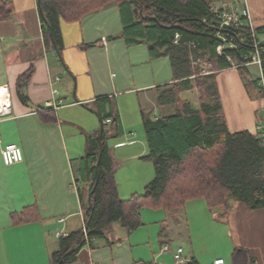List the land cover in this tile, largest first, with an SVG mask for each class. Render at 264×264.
Segmentation results:
<instances>
[{
    "label": "crops",
    "instance_id": "obj_1",
    "mask_svg": "<svg viewBox=\"0 0 264 264\" xmlns=\"http://www.w3.org/2000/svg\"><path fill=\"white\" fill-rule=\"evenodd\" d=\"M4 1L12 3L13 14L0 21V264H53L52 255L60 249L62 237L58 233L64 231L67 236L84 230L87 222L82 194L88 198L89 188L79 171L101 127L94 111L104 121L119 195L123 199L143 195L156 171L146 158L142 113L165 114L166 106L160 105L173 103L163 104L160 97L176 79L168 56L152 57L146 43L127 44L117 3L80 20L61 19L64 65L57 51L46 47L38 0ZM219 1L233 2L240 12L248 9L255 26L264 27V0ZM259 38L264 43V32ZM30 70L25 102L18 83ZM260 76L256 64L215 73L231 133H261ZM56 77L60 80L55 82ZM193 93L182 96L190 99ZM60 100L57 109L46 105ZM41 109L57 120L45 122ZM113 110L119 115L117 129L104 119ZM12 143L22 147L24 160L8 165L1 147ZM162 210L143 209L142 226L131 232L113 223L67 264H177L174 255L179 247L186 261L197 264H214L221 258L224 264H233L236 248L246 251L245 264H264V207L251 208L236 199L210 206L205 199L195 198L183 207L163 210L164 219ZM157 222L163 225L158 228ZM175 239L182 241L175 244Z\"/></svg>",
    "mask_w": 264,
    "mask_h": 264
},
{
    "label": "trees",
    "instance_id": "obj_2",
    "mask_svg": "<svg viewBox=\"0 0 264 264\" xmlns=\"http://www.w3.org/2000/svg\"><path fill=\"white\" fill-rule=\"evenodd\" d=\"M215 1L38 0L44 11V39L49 50L56 51L48 24L62 49V18L80 20L108 4L117 3L123 21L122 37L127 44L146 43L152 57L168 56L176 79L160 97L163 104H176L175 112L157 117L142 113L149 150L146 158L151 160L156 171L145 194H134L129 199L119 195L105 130L97 177L98 136L90 142L89 152L81 159L79 171V178L87 184L89 194L95 188L91 196L93 207L89 197L82 194L83 212L86 221L90 220L84 245L92 243L93 238L104 236L107 228L115 222L129 232L139 228L143 224L141 214L145 208L172 211L195 198L205 199L210 206L223 205L234 198L251 208L264 207V139L261 133L229 131L215 80L217 71L231 67L229 56L234 62H247L243 57L254 52V43L249 38L246 43L236 40V48L227 49L226 55H219L217 47L224 42L220 35L232 40L233 32L219 33L215 14L211 11ZM12 14V3L0 0V21L10 19ZM263 32L264 27L257 28L259 41V34ZM177 33L180 38L176 43ZM259 49L264 76V43L261 41ZM205 67L212 68L213 73L202 74ZM31 72L19 78L18 90L25 102V88ZM195 90L201 94L199 103L182 96L184 92L189 96ZM39 112L45 122L57 120L46 109ZM104 119H110L109 123L117 129V112L113 110L104 114ZM82 231L60 237V249L52 255L53 264L62 259V264H67L74 259L77 252L65 258L64 255L79 243ZM247 258L244 249L236 248L233 264H245ZM135 264L159 263L140 261ZM188 264L197 263L189 261Z\"/></svg>",
    "mask_w": 264,
    "mask_h": 264
},
{
    "label": "built area",
    "instance_id": "obj_3",
    "mask_svg": "<svg viewBox=\"0 0 264 264\" xmlns=\"http://www.w3.org/2000/svg\"><path fill=\"white\" fill-rule=\"evenodd\" d=\"M240 7L235 5L233 2L222 3L221 5H212L211 11L215 14V21L219 28V33H223L224 31H232V40L226 37L224 34H221L220 37L223 39V43L218 45L217 52L219 55H226L227 49H234L237 47V41L239 42H248V40H252L254 43V52L250 56L243 57L247 62L245 63H237L232 60L229 56L228 59L231 61V67H243L247 64H256L261 68V76L259 78V86L264 89V76L262 71V53L259 49L260 41L258 40L257 27L255 26V22L249 13V10H245L240 12ZM264 22V18H263ZM224 25H229V29H225ZM180 35L177 33L174 39V42H178ZM249 38V39H248ZM235 39V40H233ZM237 40V41H236ZM202 74H210L213 73V70L210 68H203ZM60 80V77H56L55 82ZM55 94L58 93L57 89L53 91ZM62 104V100L58 102H48L47 106H52L54 109H57L59 105ZM261 129V137L264 139V127L260 126ZM1 153L4 159V162L8 165L21 163L24 160V152L21 146L18 144H6L1 147ZM75 187L79 186L78 182L74 183ZM64 221V219H61ZM64 231L58 233V236H64ZM94 240V238H93ZM164 250H169V246H166ZM183 248L179 247L177 252L175 253V259L177 264H188V261L184 259L182 256ZM214 264H224V259H217Z\"/></svg>",
    "mask_w": 264,
    "mask_h": 264
},
{
    "label": "water",
    "instance_id": "obj_4",
    "mask_svg": "<svg viewBox=\"0 0 264 264\" xmlns=\"http://www.w3.org/2000/svg\"><path fill=\"white\" fill-rule=\"evenodd\" d=\"M41 13H42V15H44V11H43L42 9H41ZM141 14H143V13H142V10H141ZM145 18H148V16H145ZM217 24H218V23H217ZM48 27H49V30H50L51 36H52V38H53V42H54V46H55V49H56V51H57V54L59 55V57H60L62 63L65 65V63H64V59H63V56H62V51H61L59 45L56 43V41H55V39H54V34H53L52 27H51L50 24H48ZM217 27H218V26H217ZM224 27H225V29H229V28H230L229 25H224ZM94 112L98 115V117L100 118V122H101L100 131H99V133H98V139H99V142H100V147H99V158H98V162H97V177H98V176H99L98 165H99V163H100V161H101V156H102V153H103V151H104V143H103L104 121H103L102 117L100 116V114H99L98 112H96V111H94ZM94 189H95V188H94ZM94 189H93V190L90 192V194H89V202H90V206H91V207H93V203H92V201H91V196H92V193H93ZM89 222H90V220H88V221L86 222L85 228H84V230L82 231V233H81V235H80L79 243H78L77 245H74V246H73L68 252H66L65 255H64V258L67 257V256H69V255H71V254H73V253H75V252H77V251H79V250L84 246V244H85V239H84V237H85V233H86V231H87V229H88V227H89ZM63 260H64V259H62L58 264H62Z\"/></svg>",
    "mask_w": 264,
    "mask_h": 264
},
{
    "label": "rangeland",
    "instance_id": "obj_5",
    "mask_svg": "<svg viewBox=\"0 0 264 264\" xmlns=\"http://www.w3.org/2000/svg\"><path fill=\"white\" fill-rule=\"evenodd\" d=\"M222 4V1H219V0H216L214 3H213V5H221ZM209 67V66H208ZM206 68V67H205ZM210 69H212V68H210ZM203 73V72H202ZM196 92H194L193 93V96H191V97H189L190 99H192L193 100V102L195 103H199L200 101H201V94H199L198 93V91L197 90H195ZM191 100V101H192ZM164 112H165V114H170V113H173V112H175V105L174 104H170V105H166V107L164 108ZM232 200H234V198H230L228 201H232ZM223 209H224V207H223ZM161 213H162V219H164L165 217V214H164V211L162 210L161 211ZM169 221V217H168V220H167V222ZM156 225H157V227L158 228H160L162 225H163V223L162 222H157L156 223ZM222 239L223 238H220L219 239V243H221L222 242ZM178 241H182V240H179V239H175V244L178 242ZM216 242H217V240H215ZM215 242V243H216ZM188 244V243H187ZM217 244V243H216ZM218 245V244H217ZM198 249H200L199 248V245H198ZM218 249H220L221 250V247H218ZM208 250H209V252L208 253H210V249L208 248ZM200 252H202V253H204V254H207V251L205 250V249H200ZM207 258H209L208 257V254H207Z\"/></svg>",
    "mask_w": 264,
    "mask_h": 264
},
{
    "label": "bare ground",
    "instance_id": "obj_6",
    "mask_svg": "<svg viewBox=\"0 0 264 264\" xmlns=\"http://www.w3.org/2000/svg\"><path fill=\"white\" fill-rule=\"evenodd\" d=\"M3 102V96H0V103Z\"/></svg>",
    "mask_w": 264,
    "mask_h": 264
}]
</instances>
